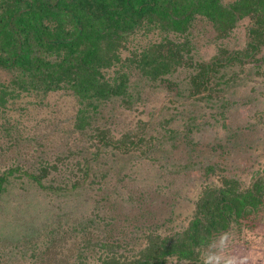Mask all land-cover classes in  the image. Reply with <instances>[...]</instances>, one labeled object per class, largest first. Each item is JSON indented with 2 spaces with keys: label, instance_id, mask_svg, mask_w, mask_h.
Returning a JSON list of instances; mask_svg holds the SVG:
<instances>
[{
  "label": "trees",
  "instance_id": "obj_1",
  "mask_svg": "<svg viewBox=\"0 0 264 264\" xmlns=\"http://www.w3.org/2000/svg\"><path fill=\"white\" fill-rule=\"evenodd\" d=\"M198 24L212 34L207 60ZM258 77L264 0H0V203L23 192L11 211L0 205V240L15 246L0 252L29 264H200L223 233L229 248L247 244L264 170L246 187L225 172L236 135L226 113L240 104L235 87ZM203 147L219 160H202ZM200 167L218 183L166 231L174 204L158 223L149 196L168 198ZM71 238L77 247H63Z\"/></svg>",
  "mask_w": 264,
  "mask_h": 264
},
{
  "label": "rangeland",
  "instance_id": "obj_2",
  "mask_svg": "<svg viewBox=\"0 0 264 264\" xmlns=\"http://www.w3.org/2000/svg\"><path fill=\"white\" fill-rule=\"evenodd\" d=\"M244 27L245 24L243 22L239 23L238 27L233 31L229 39V43L227 44L231 49L239 47L238 45H240L242 41L246 39ZM202 29L203 25L198 24L197 30L200 32V34L195 33L194 36L198 37L200 46L198 50L199 55H201L203 59L207 60L215 53V47L214 44L208 42V38H211L212 34L210 32L208 33V30L202 32ZM143 42H145V39L143 40ZM143 42L141 39L139 42H137L136 40V42H133L132 44H142ZM252 87H254V90L250 93V95H248V91L251 90ZM235 94L237 96L236 99L240 104L236 105L238 107H236V111L231 110L226 113V116L228 118L227 121L236 129V135L234 138H232L233 140H235V143L227 148L228 152L224 157V167L226 169V173L234 175V177L240 180L242 186L246 187L250 184L253 176L256 175V172H261L264 170V80L261 77L253 78L250 81L249 86L247 85V87H235ZM258 94L259 96H257ZM247 96L251 97L252 99L258 97L259 99H261V102L259 100L254 103L253 101L249 102ZM52 98L53 99L51 101L64 103L61 102L60 99L58 100L57 97ZM166 99L167 98L160 97V100L157 99V101H159L158 104L162 105V103L165 102ZM259 102L261 103L260 106ZM260 112L261 114H259ZM218 155L219 152H212L208 147H203L202 152L199 156L202 158V160L214 163L219 160ZM189 173L190 178L188 180H185L184 182L175 184V189L171 190V194L168 198L167 194L163 192L158 194V196H154L156 194L149 196V200L152 201L149 202L154 204V207L159 208V213H157L158 217H156V221L158 223L162 222L165 217H169L172 210L174 212V221L172 224L166 226V231H169V228L171 227L176 231L186 223L185 217L190 214L193 208V202L196 200L197 194L200 191L201 187L209 183H218L215 176H210V178L205 179L203 177L204 175L202 168L198 170V172L196 171L194 173ZM22 193L23 192L19 189V186L15 187V189L11 191V194H9L6 198L5 202L0 203L1 207L5 208L6 211H11V207L15 205L16 196ZM171 204H174L172 210L170 208ZM262 216H264V210ZM9 221L10 217L8 215L4 217L0 216V228L2 224H5ZM259 222H262V218L259 220ZM253 230L246 232L245 235L252 234ZM244 237L245 236H241V241L245 240ZM64 242L65 244L63 245V247H77L72 238L65 240ZM239 242L238 244L236 242L235 244H233V246L239 245ZM23 245L25 246V244H22V246ZM233 246L232 248L228 247L229 255H231ZM0 247L15 246L10 242L0 240ZM55 253L57 252H52V256L56 257ZM68 253L69 252L64 253V256L68 255ZM64 256L62 255V257ZM0 258V264H29L28 262H24L21 256H19L18 254H14V251L12 253L0 252Z\"/></svg>",
  "mask_w": 264,
  "mask_h": 264
},
{
  "label": "crops",
  "instance_id": "obj_3",
  "mask_svg": "<svg viewBox=\"0 0 264 264\" xmlns=\"http://www.w3.org/2000/svg\"><path fill=\"white\" fill-rule=\"evenodd\" d=\"M261 218L262 222L248 235L247 244L239 243L233 246L231 256L237 257L241 264H264V216Z\"/></svg>",
  "mask_w": 264,
  "mask_h": 264
},
{
  "label": "clouds",
  "instance_id": "obj_4",
  "mask_svg": "<svg viewBox=\"0 0 264 264\" xmlns=\"http://www.w3.org/2000/svg\"><path fill=\"white\" fill-rule=\"evenodd\" d=\"M230 237L228 233L202 245L200 264H241L237 257L228 254Z\"/></svg>",
  "mask_w": 264,
  "mask_h": 264
}]
</instances>
